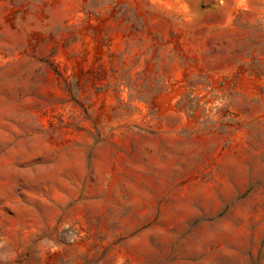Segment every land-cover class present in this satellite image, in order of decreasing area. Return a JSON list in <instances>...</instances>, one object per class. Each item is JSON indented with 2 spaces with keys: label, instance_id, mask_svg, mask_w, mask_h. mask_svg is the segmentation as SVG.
Listing matches in <instances>:
<instances>
[{
  "label": "rangeland",
  "instance_id": "1",
  "mask_svg": "<svg viewBox=\"0 0 264 264\" xmlns=\"http://www.w3.org/2000/svg\"><path fill=\"white\" fill-rule=\"evenodd\" d=\"M0 264H264V0H0Z\"/></svg>",
  "mask_w": 264,
  "mask_h": 264
}]
</instances>
